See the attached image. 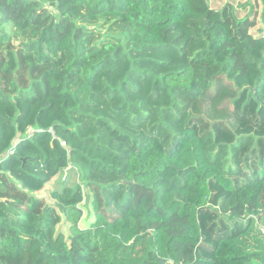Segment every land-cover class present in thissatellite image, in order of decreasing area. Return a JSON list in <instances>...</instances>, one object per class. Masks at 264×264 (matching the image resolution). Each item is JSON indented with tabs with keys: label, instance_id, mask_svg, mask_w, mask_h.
I'll use <instances>...</instances> for the list:
<instances>
[{
	"label": "trees",
	"instance_id": "16d2710c",
	"mask_svg": "<svg viewBox=\"0 0 264 264\" xmlns=\"http://www.w3.org/2000/svg\"><path fill=\"white\" fill-rule=\"evenodd\" d=\"M239 1L0 0V264H264V0Z\"/></svg>",
	"mask_w": 264,
	"mask_h": 264
},
{
	"label": "rangeland",
	"instance_id": "374dc122",
	"mask_svg": "<svg viewBox=\"0 0 264 264\" xmlns=\"http://www.w3.org/2000/svg\"><path fill=\"white\" fill-rule=\"evenodd\" d=\"M255 1L256 0H240L238 8H239V6H243L247 2H255ZM256 13H257V15H256V28L252 29L251 32L255 35H258L260 33H264V19H261V12H259V10L257 11V8H256ZM241 14L245 15L246 13L243 12ZM53 183H54L53 180L49 181L41 191L35 192L34 196L37 198H40V199H44L47 204L56 205V201L54 199H52V197L50 196V192H51ZM80 188H81L80 193H81L82 199L78 205H80V207H82L83 211H82V218H81V221L79 223V228L80 229H86L89 227L91 220H92V218H89V217L87 218V209L84 206L85 196L87 195L88 190L83 188V187H80ZM259 230L261 231V233L264 234V228L263 227H259ZM58 231L63 233L65 235V237H68V235H69L68 225L66 224L65 221H62L61 224L58 226Z\"/></svg>",
	"mask_w": 264,
	"mask_h": 264
},
{
	"label": "built area",
	"instance_id": "2783aa9c",
	"mask_svg": "<svg viewBox=\"0 0 264 264\" xmlns=\"http://www.w3.org/2000/svg\"><path fill=\"white\" fill-rule=\"evenodd\" d=\"M29 133H31V130H29ZM12 152H11V150L10 151H8L7 153H6V155H9V154H11Z\"/></svg>",
	"mask_w": 264,
	"mask_h": 264
}]
</instances>
